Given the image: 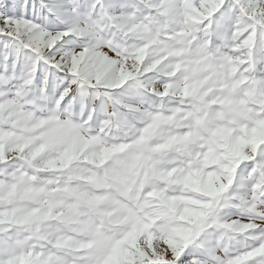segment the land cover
Here are the masks:
<instances>
[{
  "label": "snow or ice",
  "instance_id": "obj_1",
  "mask_svg": "<svg viewBox=\"0 0 264 264\" xmlns=\"http://www.w3.org/2000/svg\"><path fill=\"white\" fill-rule=\"evenodd\" d=\"M0 264H264V0H0Z\"/></svg>",
  "mask_w": 264,
  "mask_h": 264
}]
</instances>
